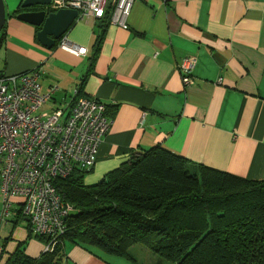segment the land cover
Returning <instances> with one entry per match:
<instances>
[{
	"label": "crops",
	"instance_id": "1",
	"mask_svg": "<svg viewBox=\"0 0 264 264\" xmlns=\"http://www.w3.org/2000/svg\"><path fill=\"white\" fill-rule=\"evenodd\" d=\"M24 1L4 0L0 73L41 67L42 91L59 87L47 113L59 109L67 117L76 90L106 106L111 126L90 173L95 182L156 147L264 181V0H136L127 28L110 24L109 11L100 20L78 14L62 38L85 48L83 56L60 40L42 45L40 29L17 18L27 11ZM187 57L196 60L188 87L178 67ZM21 219L0 227V264L19 250L35 260L43 254V242ZM70 254L66 264H104L76 248Z\"/></svg>",
	"mask_w": 264,
	"mask_h": 264
},
{
	"label": "trees",
	"instance_id": "2",
	"mask_svg": "<svg viewBox=\"0 0 264 264\" xmlns=\"http://www.w3.org/2000/svg\"><path fill=\"white\" fill-rule=\"evenodd\" d=\"M86 174L77 169L55 181L75 209L55 250L38 260L19 250L5 264H66L67 242L129 259L128 250L140 245L158 255L156 264H264V181L160 147L134 155L93 186L85 185ZM14 210L24 219L20 205Z\"/></svg>",
	"mask_w": 264,
	"mask_h": 264
},
{
	"label": "built area",
	"instance_id": "3",
	"mask_svg": "<svg viewBox=\"0 0 264 264\" xmlns=\"http://www.w3.org/2000/svg\"><path fill=\"white\" fill-rule=\"evenodd\" d=\"M135 1L53 0L52 8L73 9L81 20H100L109 11L110 24L127 28ZM60 44L76 56L86 54L85 48L65 38ZM195 64V58L187 57L178 65L186 87L194 83ZM42 75L40 67L0 78V227L15 215V201H20L32 233L45 238L43 254H50L75 211L63 200L55 181L77 169L88 172L95 167L111 120L103 103L79 97L77 90L67 117L59 109L47 113L45 106L59 87L43 92Z\"/></svg>",
	"mask_w": 264,
	"mask_h": 264
},
{
	"label": "water",
	"instance_id": "4",
	"mask_svg": "<svg viewBox=\"0 0 264 264\" xmlns=\"http://www.w3.org/2000/svg\"><path fill=\"white\" fill-rule=\"evenodd\" d=\"M53 0H25L22 9L27 10L17 18L23 22L38 27L39 42L47 48L55 46L61 40L77 18L78 12L65 9L53 11ZM6 7L0 0V34L6 24Z\"/></svg>",
	"mask_w": 264,
	"mask_h": 264
},
{
	"label": "rangeland",
	"instance_id": "5",
	"mask_svg": "<svg viewBox=\"0 0 264 264\" xmlns=\"http://www.w3.org/2000/svg\"><path fill=\"white\" fill-rule=\"evenodd\" d=\"M92 176L93 175L90 174L88 171L86 174L85 180H84L85 185L93 186L97 183L93 180ZM73 248L82 250L83 252H88L92 254L94 257L100 258L104 262V264H134L132 259L136 262V264H156L157 261L160 260L158 255H156L154 252L140 245H135L128 250V255L131 259L126 258V257L124 258V257H117L114 255H107L103 251L98 250L95 247H82L81 245H74L69 242L65 244V253L67 255V258L71 257L70 251ZM68 252H69V255H68ZM70 264H73V263L70 262Z\"/></svg>",
	"mask_w": 264,
	"mask_h": 264
},
{
	"label": "flooded vegetation",
	"instance_id": "6",
	"mask_svg": "<svg viewBox=\"0 0 264 264\" xmlns=\"http://www.w3.org/2000/svg\"><path fill=\"white\" fill-rule=\"evenodd\" d=\"M61 41V40H60Z\"/></svg>",
	"mask_w": 264,
	"mask_h": 264
}]
</instances>
